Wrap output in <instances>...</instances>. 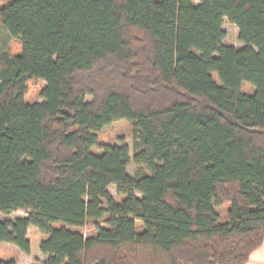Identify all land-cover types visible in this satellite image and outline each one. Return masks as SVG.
<instances>
[{
  "label": "trees",
  "instance_id": "1",
  "mask_svg": "<svg viewBox=\"0 0 264 264\" xmlns=\"http://www.w3.org/2000/svg\"><path fill=\"white\" fill-rule=\"evenodd\" d=\"M0 24L19 43L0 52V214L27 212L0 218V243L42 264L246 263L264 238V0H9ZM120 119L131 149L98 141Z\"/></svg>",
  "mask_w": 264,
  "mask_h": 264
},
{
  "label": "rangeland",
  "instance_id": "2",
  "mask_svg": "<svg viewBox=\"0 0 264 264\" xmlns=\"http://www.w3.org/2000/svg\"><path fill=\"white\" fill-rule=\"evenodd\" d=\"M9 0H0V6L7 3ZM223 29L225 32V37L223 42L226 44L234 45L235 47L242 46V43L238 39V28L233 23L229 22L226 18L223 20ZM19 43L17 40L8 35L4 28L0 24V52H9L14 53L18 51ZM45 82L42 80H30L27 84V92L25 99L27 101H41L40 90L44 86ZM245 92H250L253 90V87L249 84L244 83L242 88ZM98 141L102 144H121L122 142L126 143L130 149L132 147V126L131 124L124 120L120 119L112 122L109 126L104 127L100 132H98ZM94 150H97L96 148ZM145 169L137 168L134 164L128 166V172L131 175H137L143 173ZM109 191L119 199L120 196L117 195L114 187H110ZM27 212L25 210H16L11 212L8 215L0 214V218L4 217H18L26 216ZM103 224L102 222H99ZM81 230L85 236L94 235L96 230L92 222H87L83 227L76 228ZM45 256L38 251H35L31 254H25L15 245L8 243H0V259L8 260L14 259L18 264H42Z\"/></svg>",
  "mask_w": 264,
  "mask_h": 264
},
{
  "label": "crops",
  "instance_id": "3",
  "mask_svg": "<svg viewBox=\"0 0 264 264\" xmlns=\"http://www.w3.org/2000/svg\"><path fill=\"white\" fill-rule=\"evenodd\" d=\"M245 264H264V238L261 245L251 252Z\"/></svg>",
  "mask_w": 264,
  "mask_h": 264
}]
</instances>
